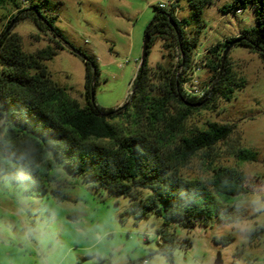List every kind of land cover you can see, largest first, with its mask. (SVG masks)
Here are the masks:
<instances>
[{"label":"rangeland","instance_id":"374dc122","mask_svg":"<svg viewBox=\"0 0 264 264\" xmlns=\"http://www.w3.org/2000/svg\"><path fill=\"white\" fill-rule=\"evenodd\" d=\"M172 1L26 0L25 4H40L43 14L55 18L54 27L65 41L96 62L94 101L103 109H117L128 105L133 93L131 84L155 7H167ZM230 2L212 0L202 10L200 25L186 0L176 3V18L185 25L187 37L196 42L191 55L195 67L215 59L209 52L214 44L252 27L251 7L221 13ZM15 14L13 6L0 5V33ZM12 32L26 53L59 47L27 20L14 23ZM227 60L233 82L240 81L242 86L233 88L230 101L217 98L209 107L193 111L178 135L166 138L162 151L172 158L181 135L204 130L210 123L233 125L225 140L197 152L178 166V172L186 180L206 183L213 169L232 168L245 176L247 194L228 204L217 199L219 213L214 212L204 225L191 229L175 225L173 264H214L217 254L221 264H264V65L257 54L240 45L228 51ZM171 62L162 39L154 38L146 59L149 95L158 92V70ZM45 66L68 98L83 105L82 59L59 49ZM211 75L205 65L195 78L200 86L210 85ZM178 109L173 104L170 114ZM111 122L123 129L132 125L119 119ZM138 125L152 140L164 131L162 126L149 129L141 118ZM97 144L107 146L108 141ZM241 149L252 151L254 159L240 160ZM53 173L56 182L46 184V191L31 180L0 173V264H127L142 259L137 264H169L163 254L155 252L162 242L156 233L160 220L151 216L137 220L128 197L87 182L62 164L55 165ZM56 187L62 190L61 200L53 193Z\"/></svg>","mask_w":264,"mask_h":264},{"label":"trees","instance_id":"16d2710c","mask_svg":"<svg viewBox=\"0 0 264 264\" xmlns=\"http://www.w3.org/2000/svg\"><path fill=\"white\" fill-rule=\"evenodd\" d=\"M178 1L167 7L156 6L145 30L149 36L147 53L153 39L158 37L172 59L168 67L158 70L157 94L147 93L149 72L145 63L138 67L132 81L128 105L103 109L94 101L99 70L90 56L85 55L86 60H82L83 105L69 99L65 89L51 80L45 62L59 49L72 53L70 44L54 27L55 18L43 14L40 4L35 2L26 5V0H0V5H11L16 11L0 33V173L31 180L46 191V184L56 182L55 165L62 164L85 181L128 197L137 220L149 216L160 220L156 233L162 242L155 252L163 254L169 264H173L171 249L177 244L172 231L175 225L191 229L206 224L214 212L219 213L217 199L228 204L247 194V188L245 176L228 167L213 169L206 183L186 180L178 172V166L185 165L197 152L225 140L233 125L210 123L204 130L181 135L172 158L163 153V143L167 137L178 135L193 111L209 107L217 98L230 101L233 88L242 86L240 81L233 82L227 55L222 59L231 42L237 41L233 46L240 45L257 54L264 65V0H231L220 9L221 13L251 7L253 25L209 49L215 59L201 67L207 65L211 70L210 85H203L206 89L200 97L187 96L182 86L194 67L191 55L196 42L187 37L185 25L176 18ZM186 1L200 25L202 10L212 0ZM22 20L50 35L58 49L24 52L19 37L12 32L13 24ZM173 104L179 107L174 115L170 114ZM139 118L145 119L149 129L162 126L164 131L152 140L139 129ZM115 119L131 121L132 125L120 128L111 122ZM103 140L108 141L107 146L97 144ZM238 158L250 161L254 153L241 149ZM53 193L58 200L62 199L60 187Z\"/></svg>","mask_w":264,"mask_h":264},{"label":"water","instance_id":"95a60500","mask_svg":"<svg viewBox=\"0 0 264 264\" xmlns=\"http://www.w3.org/2000/svg\"><path fill=\"white\" fill-rule=\"evenodd\" d=\"M12 24H10L8 26V28L6 29V31H8L11 28ZM237 41H233L231 42L224 50L223 52V56L222 59H224L228 53V51L230 50V48L236 43ZM148 44H149V36L147 34L144 35L143 38V43H142V50H141V56H140V61H139V68H142L144 66V64L146 63V59H147V51H148ZM69 50L75 54L76 56L80 57L82 60H86V56L81 53L79 50L75 49L73 46H69L68 47ZM133 92V91H132ZM131 92V93H132ZM214 264H221V260H220V255L217 254L216 260Z\"/></svg>","mask_w":264,"mask_h":264},{"label":"built area","instance_id":"2783aa9c","mask_svg":"<svg viewBox=\"0 0 264 264\" xmlns=\"http://www.w3.org/2000/svg\"><path fill=\"white\" fill-rule=\"evenodd\" d=\"M159 7H163V4H159ZM202 70V67L194 66L191 73L186 76V81L182 86V90L187 96L190 97H200L205 91L206 87L199 85L196 74H198Z\"/></svg>","mask_w":264,"mask_h":264}]
</instances>
